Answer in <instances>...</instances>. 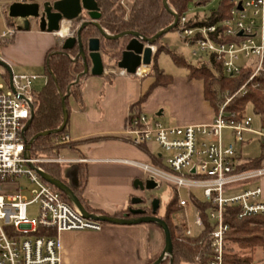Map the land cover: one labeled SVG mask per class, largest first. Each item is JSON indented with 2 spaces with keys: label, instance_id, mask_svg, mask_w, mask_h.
Instances as JSON below:
<instances>
[{
  "label": "built area",
  "instance_id": "built-area-1",
  "mask_svg": "<svg viewBox=\"0 0 264 264\" xmlns=\"http://www.w3.org/2000/svg\"><path fill=\"white\" fill-rule=\"evenodd\" d=\"M228 2L227 17L215 24L191 27L184 15L178 18L176 27L181 39L195 48L191 56L213 58L222 76L234 79L243 70H249L237 95L245 93L248 84L264 72V0ZM16 32V28L6 26L0 32V46L7 44ZM70 36H74L71 31L66 37ZM138 71L133 76L140 78L144 74ZM116 75L129 76L124 70ZM38 78L46 81L44 76L35 74L10 72L7 80L0 77V264H63L59 243L62 232H98L103 226L85 219L72 203L64 200L62 193L30 168L42 170L47 164L85 162L65 157L64 148L54 158L26 155L25 132L33 111V85ZM229 101L230 98L219 106L217 115L206 125L166 126L154 116L134 114L130 110L120 136L134 147L154 145L158 148L160 154L154 156L160 165L150 161L119 162L139 169L145 180L157 186L167 184L176 194L178 190H185L190 201L178 198L177 205L180 209L193 207V226L198 232L203 228V212L195 202L207 206L205 215L212 226L210 264L223 261L224 245L231 231L224 218L226 209L238 207V220L264 216L261 188L250 184L264 177V168L239 171L234 144L243 143L246 134L259 136L264 144V131L254 130L251 118L244 115L237 119L234 113L226 112ZM224 130L230 132L233 142L223 141ZM68 143L66 134L56 141L57 145ZM17 180H24L29 188L24 189ZM194 192L200 193L202 199L198 200ZM34 204L38 206V217L31 219L28 208ZM197 233L187 227L181 236L193 237Z\"/></svg>",
  "mask_w": 264,
  "mask_h": 264
},
{
  "label": "crops",
  "instance_id": "crops-1",
  "mask_svg": "<svg viewBox=\"0 0 264 264\" xmlns=\"http://www.w3.org/2000/svg\"><path fill=\"white\" fill-rule=\"evenodd\" d=\"M133 1L121 0V3L127 10ZM6 14L7 11L6 26L16 28L17 32L4 47L0 46V61L9 67L13 74L14 68L27 71L43 67L46 53L60 44L59 38L62 36L39 31L32 21L26 30L22 21L11 20ZM101 57L103 61L105 56L101 54ZM107 60L114 63L108 58ZM104 65L103 76L93 77L88 74L81 77L83 111L72 98L68 99L66 135L74 145L64 147L62 154L67 158L85 161L63 165L68 173L69 185H77V175L75 178L68 168L75 167L77 173V166H84L87 178L82 191L83 199L91 209L100 211L105 216L115 217L137 209L138 205L131 204L133 197H144L143 192L134 186L136 181H145L143 173L119 161L153 163L155 158L150 148L152 145L134 147L120 139L126 117L130 110L132 111L131 107L138 102L152 81L148 77L151 65L144 67V75L140 78L116 75L119 69L115 67V63ZM186 74L187 70L169 74L172 76L171 84L153 89L139 106V112L156 117L166 126L209 124L214 118V113L204 98L203 82L188 80ZM246 135L243 143L250 139V135ZM237 161L240 165L245 160H241L237 155ZM261 168H264V161L261 162ZM250 184L261 188L264 199V177ZM153 230L156 229L147 224H103L98 232H62L59 235V243L63 264H147L149 258L162 253L161 250H155V245L151 243V240L157 243L158 237L157 231Z\"/></svg>",
  "mask_w": 264,
  "mask_h": 264
},
{
  "label": "trees",
  "instance_id": "trees-1",
  "mask_svg": "<svg viewBox=\"0 0 264 264\" xmlns=\"http://www.w3.org/2000/svg\"><path fill=\"white\" fill-rule=\"evenodd\" d=\"M99 8V25L111 36L121 34L126 31L137 33L142 38H152L159 31L170 26L173 21L174 13L181 18L187 12L188 6L193 0H167L170 10L163 7L162 0H134L128 12L125 11L121 0H95ZM230 5L228 0H223L219 8L212 12L204 20H189L188 26H207L215 24L228 15ZM172 12V13H171ZM79 20L73 21L78 24ZM172 30H177L175 27ZM171 30V31H172ZM84 49L90 38L98 37L100 40V53L116 63L120 59V54L128 38L119 40H105L99 36L96 28L92 25L86 26L80 33ZM162 37L155 42L156 52L153 59L165 50L177 66L185 67L187 70L186 78L188 80H201L204 87V98L212 107L214 116L217 115L218 106L223 104L226 99L230 101L225 106V111L234 113L237 119H241L245 114V106L250 104L254 115L259 118V127L264 131V72L257 76L247 87L245 93L236 94L238 89L246 82L249 76V70L245 69L241 74L234 78H226L220 74L219 65L213 58H208L206 62L198 63L197 66L187 65L184 59L177 54L169 51L167 46L161 43ZM78 48L75 45L70 50H63L61 45H55L45 55L42 75L46 78L45 84L37 91H33V114L29 126L25 132V139L30 142L37 134L42 132H53L62 124V99L65 97V106L67 114L69 111L68 99L72 98L81 111L84 110L82 98L81 79L77 77L83 72L84 64L81 58H77ZM89 63L88 58L86 59ZM148 77L152 80L146 91L142 93L138 102L134 104L132 112L139 114V106L146 100L150 92L157 87H166L172 82V76L158 69L154 63L151 64ZM67 132V123L60 133H52L45 137L35 139L30 147V157H57L61 148L67 145H57L56 141ZM154 165H160L158 159H153ZM264 161V145H262L260 154L253 159H246L237 169L239 171H250L261 168V162ZM42 170L52 179L68 186L83 208L90 214L105 216L97 210L91 209L82 197V191L86 182V169L84 166H77V185L72 187L67 182V172L63 165L47 164L42 166ZM53 188V187H52ZM56 190L55 188H53ZM63 195V194H62ZM66 202H71L63 195ZM178 200L172 199L166 209L165 216L161 219L168 225L171 241L172 253L160 264H210L212 260V251L210 248L209 234L212 226L209 224L205 215L204 204H195L202 210L203 228L193 237L177 236V228L173 227L169 214L177 209ZM238 207L225 210L224 218L229 224L234 242L240 248H247L253 251L259 248L264 251V216L246 218L238 220ZM151 215L150 207L144 211L142 216ZM138 215H132L129 212L118 214L115 218H138ZM254 224V227H250ZM230 240V239H229ZM157 258L152 257L147 260V264H153ZM252 256L238 257L224 245V255L222 264H251Z\"/></svg>",
  "mask_w": 264,
  "mask_h": 264
},
{
  "label": "water",
  "instance_id": "water-1",
  "mask_svg": "<svg viewBox=\"0 0 264 264\" xmlns=\"http://www.w3.org/2000/svg\"><path fill=\"white\" fill-rule=\"evenodd\" d=\"M163 7L168 10L167 0H162ZM172 13V12H171ZM173 23L167 28L159 31L152 38H142L137 33L126 31L118 35L111 36L98 23L100 18L99 8L95 0H29V1H11L7 6V17L11 20H19L23 22V28L28 29L30 22L35 23L41 32L57 34L63 22H72L79 20L80 24L76 29L75 36L66 37L62 43L63 50H70L75 45L78 48L77 58H81L84 68L83 72L77 77L79 78L91 75L93 77H101L105 72V65L102 61L100 53V40L98 37L90 38L87 41L86 48L82 44L80 37L81 31L88 25H92L96 28L100 37L105 40H119L122 38H128L123 51L120 54V59L115 63V67L119 70H124L127 75L133 76L137 69L141 66L149 67L152 63V59L156 52L155 42L177 26L178 17L174 14ZM87 19H83V17ZM155 48V51H153ZM89 63L87 64L86 59ZM0 66L5 67L9 74V67L0 61ZM62 109V124L58 129L53 132H42L37 134L26 146V155L29 154L30 147L33 141L39 137H45L52 133H60L66 126L68 121L67 109L65 106V97L61 103ZM33 111L31 112L32 117ZM31 120V118H30ZM30 120L27 123L26 130L29 126ZM32 168L44 182L52 186L60 193H62L83 215L85 219H92L102 224L117 225V226H136L141 224H155L163 232L164 235V248L160 256L153 264H160L166 257L172 253V241L168 225L159 217H156V213L159 207V201L152 199L149 203L151 215L142 216L144 211L141 209H132L129 211L132 215H138V218H115L109 216H97L88 213L79 200L76 198L72 190L60 183L57 180L52 179L48 174L42 170ZM135 188L141 192H150L154 190L157 185L151 180L136 181ZM143 198L133 197L131 199L132 205H141Z\"/></svg>",
  "mask_w": 264,
  "mask_h": 264
},
{
  "label": "rangeland",
  "instance_id": "rangeland-1",
  "mask_svg": "<svg viewBox=\"0 0 264 264\" xmlns=\"http://www.w3.org/2000/svg\"><path fill=\"white\" fill-rule=\"evenodd\" d=\"M222 1L223 0H193L192 3H190V5L188 6V9H187V12L185 13V16L189 20H197V21L204 20L212 12L216 11L219 8V5L222 3ZM9 3H10V0H0V32L4 31L5 27H6L5 13L7 11V6L9 5ZM124 9L126 12H128V10H129V9L126 10L125 7H124ZM83 17H84V15H83ZM83 19H87V18L84 17ZM66 24H68L69 35H70V31H71L74 33V36H75V32H76V29L78 28V26L80 24V21L78 22V24H74L73 21L70 23H66ZM59 39H60L59 40L60 44H58V45H62V43H63L62 37ZM161 43L163 45L167 46L169 51H172L173 53L182 57L187 65H191V66L195 67L199 63L198 59H200V61H202V62H206L208 59L207 55H200L201 58L198 57V59L192 57L191 53L195 50V48L188 46V44L185 43L181 39L177 30H172V31H169L168 33L164 34L162 36ZM5 45L6 44L2 45V47H4ZM103 62L106 64H109V65L114 64V63H111L110 61H108L107 58H105V57H103ZM152 63H154L158 69L163 70L166 74H171V73H174V72H177L180 70H186L185 67L175 65L172 61L171 56L165 50L158 53V55L154 59H152ZM12 70L15 74L35 73V74L41 76L43 73V67L37 68V69L36 68L30 69L27 71L26 70H19V68H14ZM0 77L5 79V80H7V78L9 77L8 70L3 66H0ZM130 77L133 78V76H130ZM43 84H44V79L38 78L34 82V85H33L34 89L33 90H35V91L39 90L43 86ZM145 84H146V82H145ZM145 84H144V86H146ZM250 84L251 83H249L248 85H250ZM218 109H219V106H218ZM244 112H245V114H244L245 116L251 118L252 128L254 130H260L259 118L256 115H254V113L252 111V107L250 104H247L245 106ZM157 120H159V119H157ZM229 133L230 132L228 130L223 131L222 136H223L224 142H227V143L233 142V140L231 138H229ZM245 136H247V135H245ZM249 138H250L249 141H247L245 143H234L236 153L239 156V158H241V160L252 159V158H255L256 156H258L260 154V148H261L262 142L260 141L259 136L250 135ZM150 148H151V152L153 154H160V151L154 145H152ZM164 157H166L165 154H164ZM68 171L71 172L72 175L76 178L77 173H76L75 167L70 166L68 168ZM17 182L24 189H27V187L29 188L27 182H25L24 180H17ZM177 192H178L177 193L178 196L176 194V191L172 187H170L167 184L161 183L154 190H152L150 192H143V194L146 197V199L148 200L146 202L147 206H149V201L151 199H157L159 201V207H158V210L156 213V217L161 218V217L165 216V214H166V209H167L168 203L172 199H174L175 197L177 198V200L179 198L180 200L190 201L189 195L187 194V192L185 190H178ZM193 194L196 195L198 200L202 199L200 193L194 192ZM26 195H28V192L26 193ZM38 211L39 210H38L37 205L34 204V205L30 206L28 208V217L31 219H36L38 217ZM169 220H170L172 226L177 228V231H176L177 236H181V234L184 232V229L187 227H189L194 233L198 232L197 231L198 229H196L193 226L194 211H193L192 206H189V207L184 208V209L179 208V209L171 212L169 214ZM147 225L153 229H156L153 231H157L156 232V234L158 236L157 237V243L155 242V240H151V243L153 245H155V250L163 251L164 235H163L162 230L155 224H147ZM254 226H255L254 224H250V227H254ZM151 239H153V238H151ZM226 247L228 249H230L232 251V253L237 255L238 257L242 258V257L252 256V263L251 264H264V251H262L259 248H254L253 251H251V252L247 248H245V249L240 248L237 246L236 242H234L232 236H228V239L226 242ZM159 256L160 255H157L155 258H158Z\"/></svg>",
  "mask_w": 264,
  "mask_h": 264
},
{
  "label": "bare ground",
  "instance_id": "bare-ground-1",
  "mask_svg": "<svg viewBox=\"0 0 264 264\" xmlns=\"http://www.w3.org/2000/svg\"><path fill=\"white\" fill-rule=\"evenodd\" d=\"M66 23H68V22H63V23H62V25H61V29H60V31L57 33L58 35H61L62 38L65 37V36H68V35H69L68 24H66ZM144 71H145L144 66H141V67L139 68V71H138V72H139L140 75H143V74H144Z\"/></svg>",
  "mask_w": 264,
  "mask_h": 264
},
{
  "label": "flooded vegetation",
  "instance_id": "flooded-vegetation-1",
  "mask_svg": "<svg viewBox=\"0 0 264 264\" xmlns=\"http://www.w3.org/2000/svg\"><path fill=\"white\" fill-rule=\"evenodd\" d=\"M10 1H13V0H10ZM24 1H29V0H24ZM6 16H7V14H6ZM85 20V19H84ZM82 21H83V18H82ZM152 200V199H151ZM150 200V201H151ZM148 200L146 199V197L144 196L143 197V203L141 204V205H138L137 206V209H141V210H143V211H146L147 210V208H148V206H147V204H146V202H147ZM150 201H149V203H150Z\"/></svg>",
  "mask_w": 264,
  "mask_h": 264
}]
</instances>
